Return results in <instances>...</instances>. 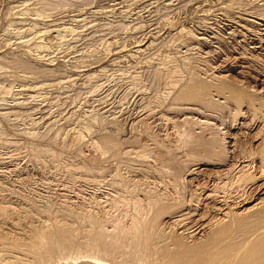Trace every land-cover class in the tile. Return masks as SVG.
I'll list each match as a JSON object with an SVG mask.
<instances>
[{
  "label": "rangeland",
  "instance_id": "obj_1",
  "mask_svg": "<svg viewBox=\"0 0 264 264\" xmlns=\"http://www.w3.org/2000/svg\"><path fill=\"white\" fill-rule=\"evenodd\" d=\"M148 195L128 264L263 255L264 0H0V259L118 264Z\"/></svg>",
  "mask_w": 264,
  "mask_h": 264
},
{
  "label": "bare ground",
  "instance_id": "obj_2",
  "mask_svg": "<svg viewBox=\"0 0 264 264\" xmlns=\"http://www.w3.org/2000/svg\"><path fill=\"white\" fill-rule=\"evenodd\" d=\"M227 7V6H226ZM42 33V32H41ZM59 41V40H58ZM38 46V45H37ZM36 46V47H37ZM40 47V46H39ZM39 47H38V49H39ZM56 47V46H55ZM45 48V47H44ZM37 49V48H36ZM42 48L40 47V50H41ZM45 51V50H44ZM38 52V51H37ZM40 52V51H39ZM43 52V51H42ZM50 55V54H49ZM160 72V71H159ZM175 83V82H174ZM97 150V149H96ZM141 151H142V149H141ZM129 153V152H128ZM144 153V152H143ZM168 153V152H167ZM213 153V152H212ZM102 154V153H101ZM130 154V153H129ZM139 155V154H138ZM263 155V154H262ZM162 156V155H161ZM144 157V156H143ZM146 158V157H145ZM119 166V165H118ZM156 169H158V168H156ZM168 171V170H167ZM170 171V170H169ZM164 173V172H163ZM168 173V172H167ZM245 177V176H244ZM244 179V178H243ZM238 180V179H237ZM246 180H247V177H246ZM253 180V179H252ZM171 181V180H170ZM240 182H241V179L239 180ZM154 182V181H153ZM238 182V181H237ZM108 183V182H107ZM110 183V182H109ZM172 183V182H171ZM239 183V182H238ZM106 184V183H105ZM131 184V183H130ZM159 184V183H158ZM160 185V184H159ZM171 185V184H170ZM162 186V185H161ZM128 187V186H127ZM171 187H173L174 189L176 188V185H174V183H172V186ZM131 188V187H130ZM139 189V188H138ZM170 189V188H169ZM174 189H172V190H174ZM127 190V189H126ZM131 190H133V189H131ZM133 191H135V190H133ZM143 191H144V189H143ZM168 191V190H167ZM244 191V190H243ZM116 192V191H115ZM129 192V191H128ZM139 192V191H138ZM172 192V191H171ZM120 193V192H119ZM140 194V193H139ZM175 195H176V192L174 193ZM172 195V194H171ZM141 196V195H140ZM163 196V195H162ZM121 197V196H120ZM138 197V196H137ZM139 198V197H138ZM145 198H146V205H144V204H142L141 202L139 203L138 201L136 202L135 201V203H134V215L132 216H130V221H128L129 222V225L128 224H126L127 225V228L126 229H124L123 230V233H124V240H125V242H126V245H123V244H121V243H119L117 240L116 241H113V242H111V243H109V244H107L106 246H105V252H106V254H109L110 256L112 255H114V257H113V259L115 258V256L116 255H119L118 256V258H122L123 260H122V262H120V263H118V264H126V262H127V260L130 258V254L128 255L127 253H126V251L124 252V250H127V248L129 247H133V245H134V242H135V239H136V235H137V233H138V228H139V223H140V221L143 219V217L145 216V214H147L146 213V211H148V212H150V211H152L153 210V208L156 206V203H157V200H155V199H151V196L149 197V195L148 196H145ZM172 198V197H171ZM162 199V198H161ZM113 200H114V198H113ZM159 201V200H158ZM131 203H132V201H131ZM159 203V202H158ZM175 203V202H174ZM117 204V203H116ZM120 204V203H119ZM126 204V203H125ZM183 206V205H182ZM111 207V206H110ZM119 209V208H118ZM130 209H131V207H130ZM157 209V208H156ZM124 210H128V209H124ZM131 211V210H130ZM122 212H124V211H122ZM120 214H121V212H120ZM126 214V213H125ZM127 214H129V213H127ZM123 216V215H122ZM127 216V215H126ZM128 218H129V216H128ZM122 219H124V218H122ZM123 221V220H122ZM117 222V221H116ZM120 222V221H119ZM116 224V223H115ZM118 224H120V223H118ZM124 228V227H123ZM109 232V231H108ZM122 237V236H121ZM141 238V237H140ZM120 240V239H119ZM124 240H122L123 242H124ZM136 242H137V240H136ZM147 244V243H146ZM148 244H149V242H148ZM259 244V243H258ZM260 246H262V249L264 250V241H260V244H259ZM147 246V245H146ZM131 249V248H130ZM257 250V249H256ZM256 250H254V252L256 251ZM134 251V250H133ZM260 251V250H259ZM259 251H256V253H247V254H251L248 258L249 259H246V262L245 263H247L248 264V262H249V264H264V251H263V255L261 256H259V257H257V253L259 254ZM43 252V251H42ZM253 252V251H252ZM262 253V252H261ZM260 253V254H261ZM134 254V253H133ZM132 254V255H133ZM35 255H37V254H35ZM137 255V254H136ZM36 257V256H35ZM40 255H39V257H38V260L40 261ZM117 257V256H116ZM132 257V256H131ZM247 256H245V258H246ZM42 258V257H41ZM111 257H109L108 256V259H110ZM120 258V259H121ZM112 259V258H111ZM116 259V258H115ZM114 259V260H115ZM119 259V260H120ZM132 259H134V258H132ZM118 260V259H117ZM137 260H138V258H137ZM15 261V262H14ZM13 262H14V264H39L40 262H38V261H35V263H30V262H22V261H19V260H14ZM9 262V261H8ZM8 262H4V260L3 259H0V264H9ZM12 262V263H13ZM12 263H10V264H12ZM127 264H128V262H127Z\"/></svg>",
  "mask_w": 264,
  "mask_h": 264
}]
</instances>
